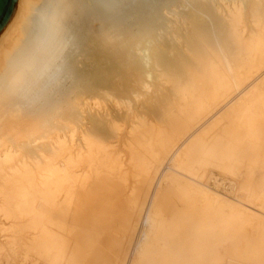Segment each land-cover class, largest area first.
<instances>
[{
    "label": "bare ground",
    "instance_id": "obj_1",
    "mask_svg": "<svg viewBox=\"0 0 264 264\" xmlns=\"http://www.w3.org/2000/svg\"><path fill=\"white\" fill-rule=\"evenodd\" d=\"M230 1L64 0L71 46L78 51L69 50L66 58L72 79L99 86L108 79L104 70L99 73L101 65L113 70V60L123 63L133 57L136 88H149L155 78L164 77L178 100L160 113L159 106L152 109L159 113L157 128L143 120L132 128L129 157L138 180L126 190L124 178L112 175L117 160L106 166L97 153L99 166L81 172L83 158L74 156L67 142L55 137V146H43L41 139L30 140L40 126L60 123L54 111L64 105L53 104L47 95L28 109L6 88L9 61L28 33L25 10L44 2L8 0L0 15V108L8 103L0 112V232L16 241L12 252L21 263L89 264L66 257L67 240L76 228L73 213L83 202L108 216L119 245L114 250L98 241L99 251L109 254L104 264H264V174L259 181L254 176L258 166L264 169V41L255 36L243 42V49L236 7L242 0H232L233 11L226 6ZM263 15L257 9L249 14L259 23ZM225 19L232 27L227 33ZM114 49L120 51L116 59L102 56ZM116 129L112 126L111 132ZM88 135L85 140L92 143ZM31 142L37 149L29 148ZM245 162L251 170L241 181L239 168ZM216 177L234 187L232 196L210 186ZM168 187L179 197L173 209L168 204L172 211L166 203Z\"/></svg>",
    "mask_w": 264,
    "mask_h": 264
},
{
    "label": "rangeland",
    "instance_id": "obj_2",
    "mask_svg": "<svg viewBox=\"0 0 264 264\" xmlns=\"http://www.w3.org/2000/svg\"><path fill=\"white\" fill-rule=\"evenodd\" d=\"M230 2H226V6H228V8H230L233 11L235 9V6H233L232 0ZM246 2L249 5L246 4ZM256 2H257V5L259 3H260V5L257 6L256 5ZM263 2H264V0H242L236 6V7L239 6L238 9L240 11V20L237 23V30H238V34L241 35V37H242L241 40H242V47L244 46L243 49H245V46H247L248 43H250L251 41H254L255 40V38H256L255 36H259L264 41V33H263V31H264V23H263V21H264V15L262 17L263 21H262V19L260 21L261 23L256 22L255 19L252 20L253 17L251 18L249 16V14L252 16V13L254 12L255 9H257V11H259V13L262 16V14H264V11H263L264 4H263ZM253 3H254V5H253ZM244 4H246V5H244ZM262 6H263V8H262ZM243 7H245V8H243ZM252 9H254V10H252ZM261 11H263V13H261ZM247 12H248V14H247ZM250 19H251V21H250ZM227 21H226V19L224 21H222V24L225 23L224 24L225 26L224 25L223 26L225 28V32L226 33H227V31L231 30V28H232L230 21L229 22H227ZM250 23H252V24L249 25ZM228 24H229L230 27H228ZM259 32H260V35H259ZM247 33L250 34V35H248ZM245 38H247L248 40H246ZM243 42L244 43H247V44L245 45ZM69 50H70L71 54H77V52H78L77 49H75L72 46L70 47ZM73 50H74V52H73ZM119 52H120L119 49H116V50L114 49L113 51H111V53L109 52V54L103 53L104 55L102 54V56H104V57H107V56L110 57L111 56L110 59H112L113 57H114L113 59H116V55ZM115 53H116V55H115ZM126 55L127 54H125V56ZM130 58L128 57L127 60H126V62H123V63L121 61L119 62L118 59L117 60H113L112 59L113 61H115V66L113 67L114 68L113 70L112 69H109L110 71L108 69L103 68L102 65H101L99 67V73L100 74H103V75L106 73L105 75L107 76L108 79H107L106 82H104V84H101L99 86L98 85L96 86V83L94 81L91 82L90 80H88V81H86V80H82V81L74 80L69 75V73L66 72V75H65L66 77H64L62 79L63 81L61 80L55 86L56 89H54L55 87H53L52 88V91L49 90L39 101L36 102V101H27V100H24V99L21 100L22 104L25 107H27L28 109H32V108L38 107V105H40L39 103H42L44 97H46L47 95H52L53 96V99H54L53 100L54 101L53 104H57L58 101H59V103H61V101H63L62 104H61V106L62 105H64V106L63 107H60L61 110L58 108V109H56L57 111L56 110L54 111V113H55V115H57V117H59V116L61 117L60 123L57 124L55 122L54 123L55 127H54V125L52 127H47V128H44V127L40 126V130L37 129V130H33L32 131V134H31L32 135L31 136L32 138L30 140L32 141L33 139L36 138V139H38L37 142H40V139H41V144L43 143V146L44 145L45 146L52 145L53 144L52 143L53 142V139L55 141L57 138L60 139V140L65 141V142H67L66 144L71 145L70 146L71 147L70 148V151L72 152V154L74 156L80 155V157L83 158L82 159V166H81V168H82L81 170L82 171L81 172L88 171V169L90 171V168L91 167H92L91 168V170H92L96 166H99L98 163L95 161V159H96V157H97L98 154H99L98 156L101 158V161H104V164L106 166L113 165L114 161L117 160V162H118L117 165H116V168L117 169H115V171L112 172V175L115 178H118V179L119 178H124V186L126 187V190L130 189L137 182V180H138V177L136 176L137 171H136V169L134 167V163H133V161L130 160V157H129V155H130L129 154L130 153V148L128 146V142L131 140L130 138L132 137V134H131L132 128L134 126H136L139 123L140 120H143L146 123L148 122L147 124H149V125H153L154 124V127L157 128V126H159V122H157L158 121V118L157 117H158L159 113L161 112V110L164 108V106H166L167 104L168 105H171V104L178 103V102H176L177 97L173 93V90L171 88L172 87L171 83H169L168 81L164 80V77L160 78V80H159V77H158V79L155 78L153 80V82H150L151 84L149 83L150 84L149 85V88L142 89L140 86L138 88H136V86H138V85L135 82H133L134 81V77H133L134 73L133 72H135L134 70L136 69L135 68L136 65L133 62H131V61H133L134 58L133 57H130ZM127 64L129 66L131 65L132 68H128L129 66ZM122 66H124V67H122ZM103 70H104L105 73L103 72ZM112 71L115 72V73H112ZM128 72H129V74H128ZM157 72H156V75H160V73L159 72L157 73ZM127 75H130L131 77L130 76H127ZM119 76L122 77L121 78V81L119 79L120 78ZM129 77L131 79H129ZM123 79L126 81V82L124 81L125 83L123 82ZM114 80L118 84H116V82ZM155 80H157V81H155ZM86 83L87 84L89 83L90 85L88 84L89 85L88 86ZM126 83H128V84H126ZM133 84H134V86H133ZM66 85H68L69 87L68 86L66 87ZM74 86L75 87L77 86V89ZM131 86H133V87H131ZM122 87H123V90H122ZM129 87L131 88V90L132 89L133 90L131 91ZM81 88H83V90L84 89L85 90L83 91ZM91 88H93V90ZM114 88H115V90H114ZM71 89H73V90H71ZM96 89H98L100 91H98ZM105 89H106V91H105ZM116 89H118L119 91L116 90ZM53 90H55V91H53ZM102 90H103V92H101ZM154 90H156V91H154ZM117 91L119 93H116ZM159 91H160V94H159ZM78 92L81 94L80 95L81 97L79 96V93ZM96 92L103 93V95L100 94V93L98 94ZM122 92H124V93H122ZM135 92H137V93H135ZM90 93H92V95ZM113 93H114V95H113ZM104 94L106 96H104ZM116 94H118V96ZM157 94H158V96H157ZM161 94H162V96L160 97L159 95H161ZM166 94H168V95H166ZM172 94L175 97H173ZM59 95L60 96H64V97L62 98ZM76 95H78V96H76ZM152 95H154V96H152ZM107 96H109V97H107ZM116 96H117V98L120 97V96H123V97L118 98L116 100V98H115ZM128 96H130V97H128ZM77 97H80V98H78L79 103L77 101ZM94 97H96V98L94 99ZM149 97H151V98H149ZM153 97H155V98H153ZM14 98H16V96H14ZM169 98H170V100H169ZM80 99H82V100H80ZM152 99H153V101H152ZM149 100H150V102H149ZM169 101H171V102H169ZM33 102H35V103H33ZM94 102H95V104H94ZM144 102H145L146 105H150V108L151 109L150 108H147V107H146L147 109L146 108L139 107L140 105L144 104ZM158 102H160V103H158ZM31 103L34 104V105H32ZM96 103H97V105H96ZM100 103L103 104L104 106L103 105L100 106ZM119 103H121L122 105L121 104L119 105ZM126 103L128 105H126ZM129 103H130V105H129ZM222 103L223 102H221V104ZM231 103H233V101L230 102L228 105H226L224 109H226L227 107H229ZM7 104L8 103L4 104V106H2L0 108V112L5 109V107L7 106ZM68 104H70V106ZM78 104H80V105H78ZM123 104H124V107H123ZM136 104H137V106H134ZM72 105H73V107H72ZM152 105H153V107H152ZM162 105H163V107H162ZM75 106H77V107H75ZM156 106H159V107L156 108ZM66 107H68V109ZM132 107H134V108H132ZM63 108H64V112L65 113L63 112ZM154 108H156L159 113L157 112L156 109H155V111H153L152 109H154ZM98 109H100V110H98ZM148 109H150L152 111V113ZM115 111H117L118 113L115 112ZM63 113H64V115H63ZM153 113H154V115H156V114L157 115L154 116ZM66 115L68 117H66ZM78 115H80V116H78ZM64 117H65V119L63 120ZM100 117H101V119H100ZM80 119H82V120H80ZM73 121H75V122H73ZM88 121H89L90 124L88 123ZM79 122H80V124H79ZM86 122H87V125L84 124ZM63 123L64 124L66 123V124L64 125ZM68 124H69V126H68ZM56 125L59 126L61 129L59 127H57ZM167 125H169V124H167ZM64 126L66 128H64ZM67 126H68V128H67ZM90 126H91V128H90ZM112 126H116L117 127V129L114 131V133L111 132V127ZM53 127H54V129H53ZM51 128H52V130H51ZM261 129H262V127H261ZM41 130H42L43 133L40 132ZM37 131H38V133H37ZM46 131H48V133ZM52 131H56V132H52ZM87 131H89V133H87ZM48 134H50L51 136L50 135L48 136ZM82 134L84 136L86 134L87 135L89 134L90 136L89 135L88 136L92 138V143L91 142L90 143L89 142L87 143V141L85 140V138H86L87 135L84 137ZM40 135H42V136H40ZM59 136L62 137L63 139L60 138ZM81 136H82V138H81ZM55 137H56V139H55ZM68 137H70V138H68ZM50 139H52V140H50ZM81 139H83V140H81ZM42 140H44V141H42ZM68 141H69V143H68ZM76 141L78 143H76ZM34 143H36V142H31L29 148H31L33 150L37 149V148H35L33 146ZM53 145L55 146V144H53ZM78 150H80V151H78ZM91 150H92V153L94 155L91 153ZM91 155H93V156H91ZM91 157H92V160L93 161L90 160ZM128 157H129V159H128ZM245 164L239 168L238 178L239 179L241 178L240 179L241 181L242 180L244 181V179H245L244 176L246 175V173L248 171L251 170L250 169V165L247 162H245ZM242 167L243 168L245 167V168L242 169ZM258 168H263V167L262 166H260V167L258 166L256 168V171L254 173V176H255L256 181H259V179L264 174V169H260L259 170ZM120 172H121V174H120ZM134 172H136V174ZM212 173L218 175V173H217L216 170H213ZM243 173H244V175H243ZM134 181H136V182H134ZM131 184H132V186H131ZM161 186L164 187V183L161 184ZM169 188L170 187H168V189ZM168 189H166V191L168 192V193H166L167 194V196H166V203L168 202L167 203V206H168L167 208H168V211H169V209H171L170 207L172 206V204H175V206H176L177 203H175V202H177V200H178L179 197H178V193H176L173 188L171 189V191H170V189L169 190ZM172 191H174V192H172ZM170 195H172V197ZM167 197L168 198L170 197V198L167 199ZM168 204L169 205L171 204L170 207H169ZM80 205H81V207L80 208L77 207L76 210L73 213L76 228L73 229L70 237L67 240L66 257L68 258V260H70L72 262H78L80 260H88L87 262L89 264H104L105 261H106V259L108 258V255L109 254L107 252H103L104 250L99 251L100 250V248H99L100 246L98 244H100V242L103 245L109 246L111 249L119 250V245L116 243L117 240L112 236V234L110 232V230H111L110 221H109V219H105L108 216L106 214H104L103 212H101V211L95 213L94 211H92V209L90 207H88V205H86L85 203L83 204V202L80 203ZM80 205H78V206H80ZM82 205H84V206L82 207ZM172 209H173V206H172ZM172 209L170 211H172ZM6 227H7V225L4 226V228H6ZM0 229H2V228H0ZM7 236H10V233L9 232H2V233L0 232V264H23V263H21L20 258L17 255L14 256V254L12 252L13 249L16 247V245H14V243H16V241H14V239H12V238H7ZM112 238H113V240H112ZM7 241H9V242L7 243ZM98 241H100V242H98ZM112 243H114L115 245H112ZM223 247L226 248L227 247V244H223ZM40 263L42 264V262L35 263V264H40ZM26 264H32V263H28L27 262Z\"/></svg>",
    "mask_w": 264,
    "mask_h": 264
},
{
    "label": "clouds",
    "instance_id": "obj_3",
    "mask_svg": "<svg viewBox=\"0 0 264 264\" xmlns=\"http://www.w3.org/2000/svg\"><path fill=\"white\" fill-rule=\"evenodd\" d=\"M24 18L28 33L9 61L5 86L24 100L39 101L67 72L68 8L64 0H44L27 7Z\"/></svg>",
    "mask_w": 264,
    "mask_h": 264
},
{
    "label": "built area",
    "instance_id": "obj_4",
    "mask_svg": "<svg viewBox=\"0 0 264 264\" xmlns=\"http://www.w3.org/2000/svg\"><path fill=\"white\" fill-rule=\"evenodd\" d=\"M211 187H217L218 190L228 193L229 195H233L234 187L227 181H222L218 177L212 178L209 181Z\"/></svg>",
    "mask_w": 264,
    "mask_h": 264
},
{
    "label": "water",
    "instance_id": "obj_5",
    "mask_svg": "<svg viewBox=\"0 0 264 264\" xmlns=\"http://www.w3.org/2000/svg\"><path fill=\"white\" fill-rule=\"evenodd\" d=\"M8 0H0V15L3 13Z\"/></svg>",
    "mask_w": 264,
    "mask_h": 264
}]
</instances>
